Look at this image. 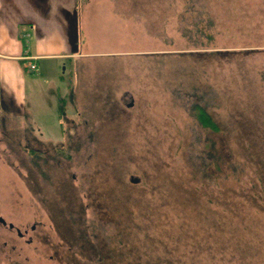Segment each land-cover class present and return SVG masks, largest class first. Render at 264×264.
<instances>
[{
    "label": "rangeland",
    "instance_id": "1",
    "mask_svg": "<svg viewBox=\"0 0 264 264\" xmlns=\"http://www.w3.org/2000/svg\"><path fill=\"white\" fill-rule=\"evenodd\" d=\"M87 2L0 122V264H264V0Z\"/></svg>",
    "mask_w": 264,
    "mask_h": 264
},
{
    "label": "crops",
    "instance_id": "2",
    "mask_svg": "<svg viewBox=\"0 0 264 264\" xmlns=\"http://www.w3.org/2000/svg\"><path fill=\"white\" fill-rule=\"evenodd\" d=\"M80 1L91 7L87 0H0V122L7 124L39 92L53 88L51 80L65 82L61 66L83 54ZM47 67L51 76L43 86Z\"/></svg>",
    "mask_w": 264,
    "mask_h": 264
},
{
    "label": "trees",
    "instance_id": "3",
    "mask_svg": "<svg viewBox=\"0 0 264 264\" xmlns=\"http://www.w3.org/2000/svg\"><path fill=\"white\" fill-rule=\"evenodd\" d=\"M62 104V105H61ZM63 106V98H60V108L62 109ZM194 109L197 113V118L199 122L203 125V127L207 129H211L213 131H218V125L210 116V114L200 105H195Z\"/></svg>",
    "mask_w": 264,
    "mask_h": 264
},
{
    "label": "flooded vegetation",
    "instance_id": "4",
    "mask_svg": "<svg viewBox=\"0 0 264 264\" xmlns=\"http://www.w3.org/2000/svg\"><path fill=\"white\" fill-rule=\"evenodd\" d=\"M0 224L2 225V227H8L10 230H14L15 229L16 232H17L18 237H20V238H25V236L27 235V230H23L22 231L19 227L14 226V224L12 222L7 224V222L4 219L3 215H0ZM31 230H36V226L33 225L31 227ZM26 240L28 241V243L32 242V237L30 236Z\"/></svg>",
    "mask_w": 264,
    "mask_h": 264
},
{
    "label": "built area",
    "instance_id": "5",
    "mask_svg": "<svg viewBox=\"0 0 264 264\" xmlns=\"http://www.w3.org/2000/svg\"><path fill=\"white\" fill-rule=\"evenodd\" d=\"M37 69V66H36V64L35 63H31L30 64V70H36Z\"/></svg>",
    "mask_w": 264,
    "mask_h": 264
}]
</instances>
